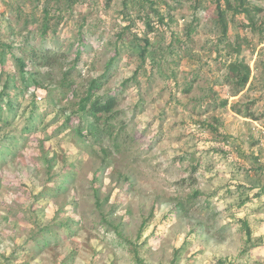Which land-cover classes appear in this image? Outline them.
<instances>
[{
    "label": "rangeland",
    "instance_id": "374dc122",
    "mask_svg": "<svg viewBox=\"0 0 264 264\" xmlns=\"http://www.w3.org/2000/svg\"><path fill=\"white\" fill-rule=\"evenodd\" d=\"M244 1L224 33L219 0H0V91L25 87L0 121V264H264V0Z\"/></svg>",
    "mask_w": 264,
    "mask_h": 264
},
{
    "label": "trees",
    "instance_id": "16d2710c",
    "mask_svg": "<svg viewBox=\"0 0 264 264\" xmlns=\"http://www.w3.org/2000/svg\"><path fill=\"white\" fill-rule=\"evenodd\" d=\"M220 1L221 0H219V4H218V10L220 11L219 20H220V23L222 24L223 32L227 33L228 25L226 22L225 12L228 9H234V6H233L232 0H225V3H226L225 7L220 3ZM237 1H240V8H243L241 10H244V11L248 10L245 8V1L244 0H237ZM237 8H236V10L240 11L239 7H237ZM0 49L4 53L6 51V49L8 51H11L12 46L10 44L0 42ZM44 56H46V55H44ZM15 58L17 59L21 68L25 70L26 65H25V62L23 61V59L20 57H15ZM45 58H48V57L46 56ZM230 75L234 78H237V80L241 83V85H245L250 78L249 66L244 64V63H231ZM101 78L94 79L91 82L88 96L86 98H84L82 102H80V109L87 110L89 112V114L95 118L96 122H99V119L101 118V116L103 114H107V113L111 114L113 112L114 107L117 104V97L115 95H110L105 101H103L100 98H97L90 103V100L92 98L91 97L92 92L94 90L101 88V86L103 85V81L101 80ZM35 83H37V82L35 81ZM25 84H26V79H24V86H26ZM24 88L25 87H23L21 89L20 85L15 83V82H13L12 86L9 85L8 82L4 84L3 89L0 91V121L3 124H9L8 119L5 115L6 110L11 111V112L14 111V103H13V100H14L13 96L14 95H12L11 92L13 90H15V92H17V93L20 92V94L21 93L24 94V92H25ZM17 93H15L16 97H17ZM245 225H246V232H247L248 236H250L251 235V228L249 227L248 223H246V222H245Z\"/></svg>",
    "mask_w": 264,
    "mask_h": 264
}]
</instances>
